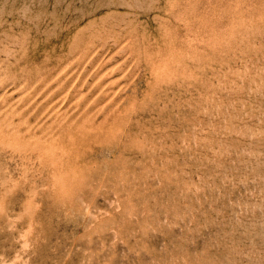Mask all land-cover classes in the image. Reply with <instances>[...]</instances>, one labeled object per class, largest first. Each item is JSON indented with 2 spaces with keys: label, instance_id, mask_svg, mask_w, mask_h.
Wrapping results in <instances>:
<instances>
[{
  "label": "rangeland",
  "instance_id": "1",
  "mask_svg": "<svg viewBox=\"0 0 264 264\" xmlns=\"http://www.w3.org/2000/svg\"><path fill=\"white\" fill-rule=\"evenodd\" d=\"M0 264H264V0H0Z\"/></svg>",
  "mask_w": 264,
  "mask_h": 264
}]
</instances>
